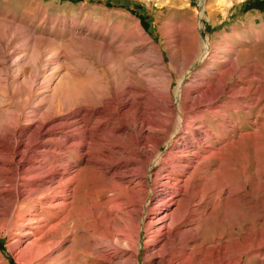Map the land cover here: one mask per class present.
<instances>
[{"label":"rangeland","instance_id":"rangeland-1","mask_svg":"<svg viewBox=\"0 0 264 264\" xmlns=\"http://www.w3.org/2000/svg\"><path fill=\"white\" fill-rule=\"evenodd\" d=\"M222 6L0 0V264L153 263L171 192L191 264H264V0Z\"/></svg>","mask_w":264,"mask_h":264},{"label":"bare ground","instance_id":"bare-ground-1","mask_svg":"<svg viewBox=\"0 0 264 264\" xmlns=\"http://www.w3.org/2000/svg\"><path fill=\"white\" fill-rule=\"evenodd\" d=\"M218 3L220 5H226L228 3V0H217ZM216 3V1H215ZM214 3V4H215ZM209 5L211 4H208V7ZM222 6V7H224ZM208 7H206L205 9H208ZM219 7V6H218ZM217 7V8H218ZM219 9V8H218ZM211 13V11L209 12ZM223 87V86H222ZM208 95V94H207ZM211 100V99H210ZM111 104H113V102H110ZM141 121H143V118H141ZM190 124V123H189ZM10 140H12V133L10 134H7L6 135ZM145 139V138H144ZM70 140V138H69ZM14 141V140H13ZM12 141V143H13ZM153 143V142H152ZM4 145V144H3ZM17 145V142L16 144H14V146ZM158 145V142L156 143H153V146H157ZM5 147V146H4ZM6 148V147H5ZM1 150V149H0ZM8 150V149H7ZM13 151H14V147H13ZM223 152V151H222ZM17 153V152H16ZM15 154V153H14ZM19 154L22 155V152L19 151ZM21 164L19 163V160H17V163L16 165H12V169L13 171H19L21 169ZM52 169V168H51ZM175 169V168H174ZM173 169V170H174ZM179 171V170H178ZM183 171V170H181ZM58 177V176H57ZM187 180V179H186ZM184 180V182L186 181ZM181 182V181H180ZM183 182V183H184ZM162 184V183H161ZM176 184V183H175ZM188 184V183H187ZM231 184V183H230ZM237 186V185H235ZM180 188V187H179ZM187 188V187H186ZM239 188V187H237ZM244 188V187H243ZM188 190V189H186ZM238 190V189H237ZM176 191V190H175ZM178 191V190H177ZM236 191V190H235ZM186 192V191H185ZM187 193V192H186ZM172 195H170L169 198H167V200H162L163 203L161 204H165L166 206L164 207L162 213H160V215H156V216H153L151 218V220H149V225H155V233L154 234H157L159 233V231H161L162 229H167L169 231H173V234L171 236H167L165 238V241L164 243L162 244V248L159 249V251L157 252H152L151 254H155L156 256H158V260L154 261L153 263H147V264H170V260H171V257H169L170 254H174L176 252H182L183 251V254H187L186 256L188 258H186L184 261H182L181 263L179 264H191V260L190 259L192 256V253H195V252H187V250H190V247H189V243L191 241H197V236L199 235V232L195 229V227L191 228V225H193V223L197 221H199V217L198 214L196 217L198 218H194L195 215H193L192 213V209L190 208V206L188 205L190 203V200H184V203L180 204L181 203V200L180 199H176L175 196H174V192H171ZM188 194V193H187ZM180 195V194H179ZM186 195V194H184ZM63 196V195H62ZM185 197V196H184ZM187 199V198H186ZM203 199V198H202ZM239 200V199H238ZM158 201V200H157ZM159 202V201H158ZM184 204V205H183ZM175 205V209L173 208V210L171 209V211H169V209ZM198 205V204H197ZM196 205V206H197ZM194 206V205H193ZM192 206V207H193ZM254 208V207H253ZM256 208V207H255ZM152 209V208H151ZM197 209V208H196ZM195 210V209H194ZM196 211V210H195ZM256 211V210H255ZM199 213V212H197ZM196 213V214H197ZM256 213V212H255ZM157 214V213H156ZM195 214V213H194ZM67 215V214H66ZM68 216V215H67ZM108 219V218H107ZM26 221V220H25ZM197 224V223H196ZM194 226V225H193ZM172 227V228H171ZM106 228H107V231L109 232L108 235L109 236V239H110V242L112 243H117L118 245H121L122 243H132V240H131V237L127 234H122L121 232H119L115 227H113L112 225H110V223L106 224ZM195 229V230H194ZM168 231V232H169ZM31 234V232H30ZM152 234V233H151ZM159 235V234H158ZM150 236V235H149ZM149 236H147L149 238ZM157 236V235H156ZM163 236V235H162ZM135 237V236H134ZM150 239V238H149ZM205 240V239H204ZM33 241V240H32ZM150 241V240H149ZM157 241V240H156ZM201 241V240H200ZM203 242V240L201 241ZM200 242V243H201ZM207 242V241H206ZM220 242V241H219ZM227 242H230V241H226V245H229L227 244ZM162 243V242H161ZM200 243H199V246H200ZM192 244V243H191ZM48 243H37L36 240H34V242L32 243H29L28 245H25L24 246V249L20 252V254L23 256V259L25 262H30L32 259H35L39 256L42 255V252L48 247ZM136 245V244H135ZM213 245V244H212ZM88 246V245H87ZM194 245H192L193 247ZM197 246V247H199ZM92 247V246H91ZM131 247V246H130ZM204 247V246H203ZM213 247V246H212ZM93 248V247H92ZM206 248V247H205ZM208 248V247H207ZM221 246H215L213 248L210 249V253L213 255V253H215L214 251H217V250H220ZM227 248V246H226ZM95 249V248H94ZM200 250H202V247L199 248ZM199 249H197V252L199 251ZM217 249V250H216ZM147 250V249H146ZM209 250V248H208ZM225 250V249H224ZM229 251H231L230 249H228ZM206 252V250H204ZM118 252H120L119 254H116L118 255V257H120L119 255L122 254L124 252V250H118ZM127 252V251H125ZM124 252V253H125ZM132 252V251H131ZM222 252V251H221ZM226 252V250H225ZM90 253H93V249H92V252ZM148 253V252H147ZM202 253V251H201ZM198 252V254H201ZM209 253V252H207ZM227 253V252H226ZM229 253V252H228ZM178 254V253H177ZM219 254V253H218ZM75 255V254H74ZM84 255H92V254H84ZM124 255V254H123ZM122 255V257H123ZM151 255V256H152ZM182 255V254H180ZM127 256V257H126ZM126 260H128L129 258H132V262H136L134 259H133V256H134V253H127L126 255ZM183 256V255H182ZM208 256V255H207ZM89 257V256H88ZM97 257L99 258L100 257V260L97 259L95 260L92 264H120L119 261H121V259L117 261H113V256L110 255V254H97ZM96 257V258H97ZM215 257V256H214ZM72 258V257H70ZM74 258V257H73ZM212 258V257H211ZM123 259V258H122ZM205 259V258H204ZM214 259V258H213ZM209 260V258L207 259ZM194 261V260H193ZM174 262V261H173ZM31 263V262H30ZM76 264V261L74 260L73 262V259L71 261H69L68 264ZM125 263L124 261L122 262V264ZM177 264V263H176ZM206 264V263H205Z\"/></svg>","mask_w":264,"mask_h":264}]
</instances>
